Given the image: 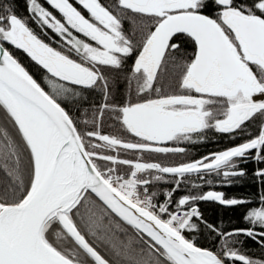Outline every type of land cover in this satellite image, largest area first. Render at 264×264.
Listing matches in <instances>:
<instances>
[{
  "label": "snow or ice",
  "instance_id": "obj_1",
  "mask_svg": "<svg viewBox=\"0 0 264 264\" xmlns=\"http://www.w3.org/2000/svg\"><path fill=\"white\" fill-rule=\"evenodd\" d=\"M23 8L0 0V264H264V0Z\"/></svg>",
  "mask_w": 264,
  "mask_h": 264
},
{
  "label": "trees",
  "instance_id": "obj_2",
  "mask_svg": "<svg viewBox=\"0 0 264 264\" xmlns=\"http://www.w3.org/2000/svg\"><path fill=\"white\" fill-rule=\"evenodd\" d=\"M20 14L26 16L27 11L23 8V0H21V10ZM106 132H112L114 133V130L112 129H105ZM227 141L221 142L219 145H216L214 143H205L204 145H198V146H189L194 156L202 155L208 151L217 150L218 148H223L227 146ZM249 172H251V169L254 167V165L249 164L247 165ZM223 190L227 192L229 195H235V196H247V195H255L259 191V186L257 184H253L250 181H245L243 184L235 185L230 188H224V189H218ZM201 210L205 213V216L210 221H216L220 222L222 221L224 226L227 228H242L246 227V225L241 220L242 212L236 211V212H230L227 210L221 209L217 205L213 204H202ZM246 247L249 249V255H252L254 257H260V249L258 246L252 242L251 240L246 241Z\"/></svg>",
  "mask_w": 264,
  "mask_h": 264
}]
</instances>
